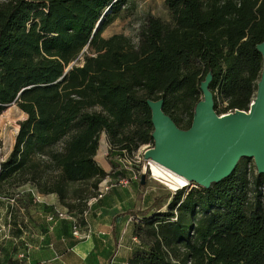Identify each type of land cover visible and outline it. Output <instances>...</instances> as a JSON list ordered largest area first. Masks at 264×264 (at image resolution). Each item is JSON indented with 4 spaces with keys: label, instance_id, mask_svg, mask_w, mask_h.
Wrapping results in <instances>:
<instances>
[{
    "label": "trees",
    "instance_id": "trees-1",
    "mask_svg": "<svg viewBox=\"0 0 264 264\" xmlns=\"http://www.w3.org/2000/svg\"><path fill=\"white\" fill-rule=\"evenodd\" d=\"M164 5L168 20L146 16L133 41L101 34L132 14L134 0H0V116L12 104L26 115L0 162V190L28 184L64 204L70 186L92 182L74 195L85 204L105 177L94 159L99 135L117 159L153 146L148 99H162L177 127L172 112L185 111L180 127L189 128L208 73L214 111L219 100L223 111H247L261 73L264 0ZM260 186L264 175L250 183L236 166L208 189L177 190L165 212L139 222L144 245L127 264H264Z\"/></svg>",
    "mask_w": 264,
    "mask_h": 264
},
{
    "label": "crops",
    "instance_id": "crops-1",
    "mask_svg": "<svg viewBox=\"0 0 264 264\" xmlns=\"http://www.w3.org/2000/svg\"><path fill=\"white\" fill-rule=\"evenodd\" d=\"M114 162L110 174L100 167L105 177L99 184L126 178L127 186L110 187L91 207L61 204L56 194H40L31 185L0 190V264H127L133 250L144 245L127 225L128 216L164 211L154 191H141Z\"/></svg>",
    "mask_w": 264,
    "mask_h": 264
},
{
    "label": "water",
    "instance_id": "water-1",
    "mask_svg": "<svg viewBox=\"0 0 264 264\" xmlns=\"http://www.w3.org/2000/svg\"><path fill=\"white\" fill-rule=\"evenodd\" d=\"M256 50L262 58L261 73L247 111L217 115L208 88L210 73L199 84L202 97L187 129L177 127L163 112L162 99H148L153 146L144 153V160L204 189L229 177L241 158L252 159L257 175H264V42ZM144 178L141 175L140 185Z\"/></svg>",
    "mask_w": 264,
    "mask_h": 264
},
{
    "label": "rangeland",
    "instance_id": "rangeland-1",
    "mask_svg": "<svg viewBox=\"0 0 264 264\" xmlns=\"http://www.w3.org/2000/svg\"><path fill=\"white\" fill-rule=\"evenodd\" d=\"M164 1L165 0H134L135 8L132 14L122 17L120 19H116L113 23H111L109 26H107L103 30L101 36L103 38H109L110 36L115 35V34H122L124 36L130 37L133 41H136L135 37L139 29L143 25V22L146 16L150 15L162 21L168 20L169 14H168L167 8L164 5ZM82 59L83 58L80 57L77 61L73 62L70 66H73V67L79 66L80 63L82 62ZM254 95L251 101L253 100ZM201 97L202 96H200L199 99H201ZM225 106H226V103L219 100L217 103L215 112H219L218 115H223V114L233 112L230 110L223 111ZM172 114L178 120L179 127L180 125L185 123L186 118H187V113L185 111H180V110L173 111ZM25 118H26V115L22 113L16 107L15 104L7 106L5 110L2 112L0 116V162L5 160L8 154L10 153L15 135L19 128L18 123L24 120ZM149 146L152 147L151 145ZM55 147L59 148L60 144L56 145ZM110 149L111 147L108 143V138L106 134L101 133L99 135L98 149L94 157L97 165L101 168H104L110 174L111 171L113 170V167L110 165V161H115L114 165H117V164L120 165L123 171L134 172L137 175V178H139V180H136V181H137L138 186L140 187V190L141 191H151V190L154 191V193L159 196V199H161L162 207L160 206L159 209L165 212L166 207H164V204L166 200L168 201V197L172 196L177 191L167 190L160 183L153 181L150 176V171L143 170L144 166L147 163L143 160V158L137 152L133 153V155L129 157H124V158L120 157L119 159H117V157H110L109 155ZM236 166H238L239 169L241 170L242 169L246 170L247 177L250 183L253 180H255L257 173H256V169H255L252 159L241 158L239 159ZM143 174L145 175L144 184L140 185L139 181L141 179V175ZM91 183L92 182H88L84 184H76L74 186H70V188L68 189L64 204H68V205L78 204L77 200L74 198V195L79 194L80 192L85 191V190L87 191L90 190ZM27 185L28 184H25L24 186L27 187ZM189 187L190 185H187L186 187L182 189H188ZM13 189L15 191L16 188L13 187ZM35 189H33V191L36 192L37 189L36 190ZM261 203H262V206H264V195H262L261 197ZM131 214H135V212L132 211ZM128 217H130L129 218L130 220L127 225L128 226L130 224L133 225L134 236H137L138 234L142 237H145L146 233L143 231H140V227L137 226L140 221H143V219L134 218V215L128 216Z\"/></svg>",
    "mask_w": 264,
    "mask_h": 264
},
{
    "label": "built area",
    "instance_id": "built-area-1",
    "mask_svg": "<svg viewBox=\"0 0 264 264\" xmlns=\"http://www.w3.org/2000/svg\"><path fill=\"white\" fill-rule=\"evenodd\" d=\"M151 148L149 145H143L141 146L136 152L143 158V155L144 153L149 149ZM144 160V158H143ZM147 164L144 166L143 170H150V165H149V160H144ZM131 174V179L132 180H139V178H137V175L134 173V172H129ZM128 180L126 178H119L117 179L114 183H111L109 185V182H105L103 183L102 185H98L96 191H95V194L91 197H89L86 201H85V205L87 207H91L92 205H94L99 199H101L103 197V195L109 190L110 187H113V186H119V187H126L127 184H128ZM190 187H196L195 184H189ZM258 190L260 191L261 194H264V186H260L258 188ZM60 217H64V215H62L61 213L58 214ZM129 218H128V221L129 222ZM73 235L77 236V226L74 225L73 227Z\"/></svg>",
    "mask_w": 264,
    "mask_h": 264
},
{
    "label": "bare ground",
    "instance_id": "bare-ground-1",
    "mask_svg": "<svg viewBox=\"0 0 264 264\" xmlns=\"http://www.w3.org/2000/svg\"><path fill=\"white\" fill-rule=\"evenodd\" d=\"M149 165L151 179L163 185L167 190L177 191L188 185L185 179L172 173L161 165L153 162H149Z\"/></svg>",
    "mask_w": 264,
    "mask_h": 264
}]
</instances>
